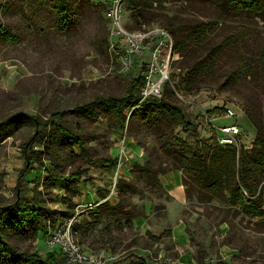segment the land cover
Wrapping results in <instances>:
<instances>
[{
  "label": "rangeland",
  "instance_id": "374dc122",
  "mask_svg": "<svg viewBox=\"0 0 264 264\" xmlns=\"http://www.w3.org/2000/svg\"><path fill=\"white\" fill-rule=\"evenodd\" d=\"M54 1L0 0V26L18 41L7 44L0 40V123L13 115L28 114L45 125L42 144L31 147L35 162L20 181L24 169L22 147L33 138L34 127L21 119L11 137L4 139L0 134V207L13 205L21 198L34 202L44 212L47 229V236L35 230L12 235L10 243L21 252L42 257L53 250L59 254L57 248L47 246L48 238L72 222L71 236L81 251H104L113 257L108 264L128 255L146 264H264L263 219H252L208 195L198 199L188 180L184 186L186 204L181 207L164 190L139 179L132 168L147 159L161 170L170 166L159 151L157 136L135 120L131 127L118 129L111 114L93 105L95 100L125 96L134 74L119 73L110 61L108 26L104 12L95 9L100 5L97 1L69 0L65 31L56 26L57 17L50 10L49 4ZM224 3L225 0H164L162 7L169 16L178 12L188 17L190 13L192 19L218 23L211 35L216 41L225 37V29L240 25L253 27L264 38V12L259 17H235ZM128 7L125 3L123 22L131 29L135 27ZM240 52L247 55L244 50ZM248 57L256 58L253 52ZM183 66L179 61L171 70V85L177 93L173 102L182 107L196 132L191 136L177 128L171 136L193 149L214 147L215 136L202 114L221 115L230 108L235 117L215 124L238 126L239 149L249 152L254 147L256 130L242 108L254 106L264 115V76L256 72L253 78L237 84L224 83V76L236 66V59H225L214 73L215 78L204 80L201 91L187 93L182 86H176L183 76ZM84 106L92 114L78 110ZM57 113L59 124L81 141L82 149L68 144L57 132L53 121ZM121 152V179L117 181H122V194L127 204L136 207L138 216L131 226L118 228L108 217L95 221L91 214L105 198L111 205L120 200L118 190L111 193L116 168L106 170L99 167L98 161L118 158ZM130 186L135 187V193L128 191ZM181 222L183 237L175 231ZM59 264H65L60 254Z\"/></svg>",
  "mask_w": 264,
  "mask_h": 264
},
{
  "label": "trees",
  "instance_id": "16d2710c",
  "mask_svg": "<svg viewBox=\"0 0 264 264\" xmlns=\"http://www.w3.org/2000/svg\"><path fill=\"white\" fill-rule=\"evenodd\" d=\"M202 1L217 2V0ZM126 3L135 27L131 29L157 23L172 35L175 48L180 55L179 61L184 65V72L181 73L183 76L176 86H182L187 93L201 91L205 87L204 80H213L214 73L225 59H236V66L232 72L224 76V83L237 84L242 79L253 78L257 73L262 74L260 77L264 76V38H260L253 27L249 25L229 27L224 31L225 37L216 41L211 35L218 23L192 19L190 13L186 14L188 17H183L178 12L172 16L164 14L165 9L162 7L164 0H126ZM154 3L158 5L154 7ZM49 5L50 10L57 17L56 26L65 31L70 10L69 0H56ZM224 6L235 17L242 15L259 17L264 12V0H225ZM95 9L103 12L100 5H95ZM0 40L7 44L18 42L16 36L2 26H0ZM240 50H244L247 55H242ZM250 52L255 54V60L249 59ZM140 87V79L134 77L129 82L125 96L99 99L93 103L100 110L111 114L118 129H123L125 125L131 127L132 120H135L137 124L157 136L159 151L168 160L170 166L166 170H161L159 166L154 167L150 159H147L143 165H134L132 168L139 179H145L148 185L163 190L158 176L170 171H180L183 186L187 187L186 180H188L197 192L198 199L208 195L240 209L252 219L264 220V115H261L254 106L245 105L242 108L256 130L254 147L249 152L219 146L193 149L171 136L177 128L184 129L191 136H195L196 132L195 127L188 122L182 107L173 102L174 92L166 85L161 98H150L140 102ZM86 108L87 106H84L78 110L92 114V110ZM59 118L60 114H54L53 121L57 132L68 144L82 149L81 141L59 124ZM21 119L28 121L34 127L35 133L33 138L22 147L24 169L19 175V181L26 176L35 162L31 156L33 154L31 147L35 143L42 144L45 127L36 116L13 115L0 123L1 137L4 139L11 137ZM34 154L39 155L40 152ZM117 162V158H106L98 161V165L106 170H112ZM183 175H186L184 179ZM118 182L115 189L119 192L120 200L114 205L107 200L100 202L91 216L94 214L92 218L95 221L106 216L118 228L129 227L138 213L135 206L127 204V197L122 194V181ZM18 190L17 188L16 191ZM128 191L135 193L136 189L130 186ZM43 217L44 212L38 204L22 198L13 205L0 207V264H59L61 253L51 251L42 257L37 253L21 252L9 241L10 236L23 235L28 230L39 231L42 236H47ZM113 264H146V262L134 255H128Z\"/></svg>",
  "mask_w": 264,
  "mask_h": 264
},
{
  "label": "built area",
  "instance_id": "2783aa9c",
  "mask_svg": "<svg viewBox=\"0 0 264 264\" xmlns=\"http://www.w3.org/2000/svg\"><path fill=\"white\" fill-rule=\"evenodd\" d=\"M95 1L102 6L104 19L107 22V51L110 61L118 67L119 73L134 74L135 78L140 79V102L150 98H161L166 85H169L177 95L174 85H171L170 74L173 65L180 60V55L175 48L172 35L155 24L140 29H130L125 26L123 9L126 0ZM202 117L210 124L216 146L239 150L241 130L238 126L215 124L218 120L235 117V113L230 108H225L221 115L203 113ZM122 152L117 158L116 173L112 177V194L116 190L117 180L121 179L119 171L123 163ZM106 200L109 201L106 198L103 201ZM71 226L72 222H67L56 229L47 241L50 249H58L66 264H108L113 260V257L104 251L96 254L81 251L71 236Z\"/></svg>",
  "mask_w": 264,
  "mask_h": 264
},
{
  "label": "crops",
  "instance_id": "0c3cea01",
  "mask_svg": "<svg viewBox=\"0 0 264 264\" xmlns=\"http://www.w3.org/2000/svg\"><path fill=\"white\" fill-rule=\"evenodd\" d=\"M158 181L167 195L172 198L174 204L181 207L186 204L185 188L182 183V174L180 171H170L161 174L158 176ZM175 231L178 236L183 237L185 234L183 222L175 227Z\"/></svg>",
  "mask_w": 264,
  "mask_h": 264
}]
</instances>
